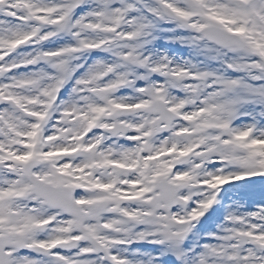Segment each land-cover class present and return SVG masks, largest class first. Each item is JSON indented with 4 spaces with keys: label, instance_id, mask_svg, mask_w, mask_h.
Masks as SVG:
<instances>
[{
    "label": "snow or ice",
    "instance_id": "6c2138e0",
    "mask_svg": "<svg viewBox=\"0 0 264 264\" xmlns=\"http://www.w3.org/2000/svg\"><path fill=\"white\" fill-rule=\"evenodd\" d=\"M0 264H264V0H0Z\"/></svg>",
    "mask_w": 264,
    "mask_h": 264
}]
</instances>
